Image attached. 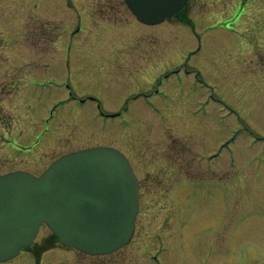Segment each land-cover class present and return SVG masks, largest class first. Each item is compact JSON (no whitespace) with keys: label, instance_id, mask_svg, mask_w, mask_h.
Returning a JSON list of instances; mask_svg holds the SVG:
<instances>
[{"label":"rangeland","instance_id":"1","mask_svg":"<svg viewBox=\"0 0 264 264\" xmlns=\"http://www.w3.org/2000/svg\"><path fill=\"white\" fill-rule=\"evenodd\" d=\"M98 145L143 178L132 241L89 255L43 225L6 264L263 263L264 0H189L154 26L124 0H0V174Z\"/></svg>","mask_w":264,"mask_h":264},{"label":"water","instance_id":"2","mask_svg":"<svg viewBox=\"0 0 264 264\" xmlns=\"http://www.w3.org/2000/svg\"><path fill=\"white\" fill-rule=\"evenodd\" d=\"M137 19L163 23L188 0H125ZM138 212V183L127 157L99 146L65 155L41 175L0 176V262L34 243L46 224L61 244L109 254L131 240Z\"/></svg>","mask_w":264,"mask_h":264},{"label":"flooded vegetation","instance_id":"3","mask_svg":"<svg viewBox=\"0 0 264 264\" xmlns=\"http://www.w3.org/2000/svg\"><path fill=\"white\" fill-rule=\"evenodd\" d=\"M87 1V0H86ZM66 3V2H65ZM87 3V5H88V2H86ZM67 4V8L69 9H71V8H74V10H75V15L74 16H76L77 17V19H83V13L78 9V12L76 11V7L74 6V4H72V3H70L69 1L66 3ZM29 5V3L28 2H24V4H23V6H28ZM30 6V5H29ZM33 8L35 7V8H39L40 6L44 9V8H46L47 6L45 5V4H42V5H40V4H38V3H33ZM86 7V6H85ZM48 8V7H47ZM29 10V9H28ZM48 11H57V10H48ZM22 14H26V15H30V16H32L33 14L32 13H29V12H22ZM35 15H39V13H35ZM41 15H43V14H41ZM127 156H128V154H127ZM129 157V156H128ZM214 157V156H213ZM130 158V157H129ZM130 160H131V158H130ZM131 162H132V160H131ZM136 173H137V176H138V181H139V192H140V195H141V180L143 179V178H140L139 177V175H138V172H137V170H136ZM248 255V254H247ZM256 261L258 262H263V263H261V264H264V258H260V257H257L256 258Z\"/></svg>","mask_w":264,"mask_h":264},{"label":"bare ground","instance_id":"4","mask_svg":"<svg viewBox=\"0 0 264 264\" xmlns=\"http://www.w3.org/2000/svg\"><path fill=\"white\" fill-rule=\"evenodd\" d=\"M187 113V112H186ZM188 115V114H187ZM196 119V121L197 122H200V121H202L201 119H198V118H195ZM198 127V126H197ZM53 252H54V250H53ZM25 260H28L26 257L24 258Z\"/></svg>","mask_w":264,"mask_h":264}]
</instances>
